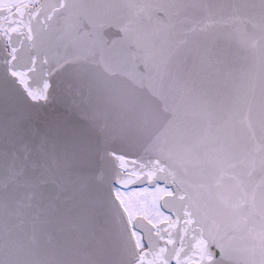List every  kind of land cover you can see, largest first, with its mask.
Instances as JSON below:
<instances>
[{
	"label": "snow or ice",
	"instance_id": "obj_1",
	"mask_svg": "<svg viewBox=\"0 0 264 264\" xmlns=\"http://www.w3.org/2000/svg\"><path fill=\"white\" fill-rule=\"evenodd\" d=\"M0 49V264H264V0H0Z\"/></svg>",
	"mask_w": 264,
	"mask_h": 264
},
{
	"label": "water",
	"instance_id": "obj_2",
	"mask_svg": "<svg viewBox=\"0 0 264 264\" xmlns=\"http://www.w3.org/2000/svg\"><path fill=\"white\" fill-rule=\"evenodd\" d=\"M5 53L3 52V49H0V57H2ZM134 70V69H133ZM237 76L239 78V82L242 83V77H241V70L238 69Z\"/></svg>",
	"mask_w": 264,
	"mask_h": 264
},
{
	"label": "flooded vegetation",
	"instance_id": "obj_3",
	"mask_svg": "<svg viewBox=\"0 0 264 264\" xmlns=\"http://www.w3.org/2000/svg\"><path fill=\"white\" fill-rule=\"evenodd\" d=\"M25 2H27V0H25ZM41 2H43V0H41ZM49 2H55V0H49ZM162 203V201H161Z\"/></svg>",
	"mask_w": 264,
	"mask_h": 264
}]
</instances>
